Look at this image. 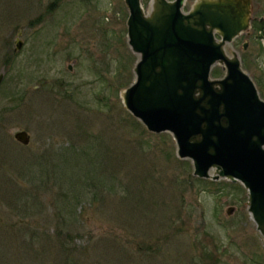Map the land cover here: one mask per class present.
I'll list each match as a JSON object with an SVG mask.
<instances>
[{
  "label": "rangeland",
  "instance_id": "obj_1",
  "mask_svg": "<svg viewBox=\"0 0 264 264\" xmlns=\"http://www.w3.org/2000/svg\"><path fill=\"white\" fill-rule=\"evenodd\" d=\"M127 16L124 0H0V264H264L243 185L198 178L125 109ZM233 51L264 100V36Z\"/></svg>",
  "mask_w": 264,
  "mask_h": 264
},
{
  "label": "water",
  "instance_id": "obj_2",
  "mask_svg": "<svg viewBox=\"0 0 264 264\" xmlns=\"http://www.w3.org/2000/svg\"><path fill=\"white\" fill-rule=\"evenodd\" d=\"M184 1L150 0L145 13L141 0H124L127 43L138 57L122 103L148 131L171 133L177 156L191 160L195 176L240 181L264 236V100L237 53L224 50L247 28L249 2L195 0L183 12ZM14 42V51L21 49L18 36ZM216 63L220 78L210 75ZM14 139L27 145L30 136L21 129Z\"/></svg>",
  "mask_w": 264,
  "mask_h": 264
},
{
  "label": "flooded vegetation",
  "instance_id": "obj_3",
  "mask_svg": "<svg viewBox=\"0 0 264 264\" xmlns=\"http://www.w3.org/2000/svg\"><path fill=\"white\" fill-rule=\"evenodd\" d=\"M245 1H248L249 2V12L247 13V20H248V23H247V28L245 29V31H243V32H241L240 33V35L239 36H237V37H240L242 34H246L247 36H251V34H252V32H253V30L255 31H257V29H258V32H260V34L262 35V36H264V16H261V17H259L258 19H256L255 17H253V15H252V9H251V1L250 0H241L240 1V4H241V6L243 7V6H245ZM236 37V38H237ZM248 41H246V42H243L242 43V47L243 48H246L247 47V45H248ZM246 44V45H245ZM245 45V46H244Z\"/></svg>",
  "mask_w": 264,
  "mask_h": 264
},
{
  "label": "trees",
  "instance_id": "obj_4",
  "mask_svg": "<svg viewBox=\"0 0 264 264\" xmlns=\"http://www.w3.org/2000/svg\"><path fill=\"white\" fill-rule=\"evenodd\" d=\"M53 5V4H52ZM134 62H135V58L131 61V65H130V68H129V70H131L132 69V66H133V64H134ZM221 74H222V71H221V69L220 68H218V67H214L212 70H211V75L213 76V77H219V76H221ZM133 78V77H132ZM131 78V79H132ZM143 131H145V130H143ZM99 139H101L100 137H98V140ZM66 155V154H65ZM62 158H64V155L62 156ZM68 176H69V174H67ZM78 175V171L76 170L75 171V173L74 174H70V176H69V178H72V176H77ZM62 231H63V228H61L60 230H59V232H58V239L60 240L59 241V245H62L61 247H63V241H62V239H61V236H62Z\"/></svg>",
  "mask_w": 264,
  "mask_h": 264
}]
</instances>
